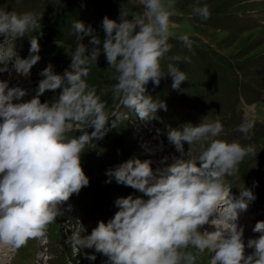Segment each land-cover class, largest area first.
Here are the masks:
<instances>
[{
    "label": "clouds",
    "instance_id": "obj_1",
    "mask_svg": "<svg viewBox=\"0 0 264 264\" xmlns=\"http://www.w3.org/2000/svg\"><path fill=\"white\" fill-rule=\"evenodd\" d=\"M173 3L139 0L141 11L122 10L119 22L105 16L103 40L90 24L74 20L77 43L71 64L60 74L49 63L39 73L43 78L30 101L22 100L28 94L25 88L9 87V81L0 79V242L19 248L65 214L61 204L89 184L81 163L86 146L127 119L121 106L141 119L158 109L167 110L166 102L147 95L145 86L150 80L159 85L163 76L170 75L171 87L180 89L187 80L186 72L176 64H167V74L161 68L162 58L172 48ZM193 14L207 19L209 5L194 6ZM39 17L35 11L18 13L0 7V72L8 71L12 62L17 73L30 75L41 59L38 37L30 38L27 58L17 55L16 40L39 28ZM85 37L90 38L87 44ZM179 39L191 47L188 34ZM102 53L114 69L116 82L98 88L89 83L88 76ZM57 89H62L57 97L41 102V95ZM109 91L113 101H118L111 109L104 99ZM253 127L254 121L245 116L238 130L247 137ZM223 128L221 120L209 116L198 125L187 122L179 128L169 127L168 139L180 152L185 141L191 148L197 141L208 140L209 144L198 156L193 157L190 150L189 159H176L157 170L159 176L151 160L136 157L107 170V183L114 177L148 198H117L118 211L112 218L98 221L90 233L81 224L82 232L72 233L67 243L102 252L110 264H196L198 253L205 249L213 252L210 264H264V221L254 228L259 237L249 239L247 245L244 228L237 222L239 210H246L255 194L243 188L239 198H233L226 179L238 173L245 156L256 155L257 146L215 138ZM74 130L79 134L71 135ZM207 223L216 231L201 232L200 226ZM246 247L255 252L245 255ZM95 252L84 255L94 261Z\"/></svg>",
    "mask_w": 264,
    "mask_h": 264
},
{
    "label": "rangeland",
    "instance_id": "obj_2",
    "mask_svg": "<svg viewBox=\"0 0 264 264\" xmlns=\"http://www.w3.org/2000/svg\"><path fill=\"white\" fill-rule=\"evenodd\" d=\"M203 4H208L210 8L207 19L193 14V7ZM0 7L9 11L14 8L18 13L35 11L40 14V27L16 40V52L21 58L30 55L32 36H51L46 44L40 46L41 59L32 67L30 75L17 73L12 62L5 61L10 66L8 71L0 73V78L7 81L17 79V83L9 82L13 87L27 90L30 96L23 97V101H30L37 94L38 83L43 78L39 73L49 63L60 74L71 64V54L77 43L72 26L74 20L90 24L103 40L102 21L105 16L114 19L117 10L139 12L142 9L139 0H0ZM172 8L175 9V15L170 17L175 22V27L170 28L172 35L169 43L172 48L162 58L161 68L167 74L169 62L179 68L184 66L187 80L181 83L180 89L171 87L173 79L170 75L163 76L159 85L150 80L145 86L146 94L164 100L167 110L158 109L151 117L141 119L133 110L121 106L120 110L128 114L127 119L111 128L103 138H94L82 154L81 163L89 184L82 187L79 193H74L70 201L61 204L65 214L57 216L41 235L28 239L19 248L1 242L0 264H19L23 252L32 255L26 264H110L109 257L102 252H95L93 248L81 250L67 243L72 233L82 232L81 224L90 233L98 221L112 218L118 211L115 205L117 198L128 195L148 198L141 191L118 183L114 177L107 183V170L114 169L129 158L149 159L147 152L157 149L156 143H150L155 140L153 133L158 131L166 141L168 153L185 160L189 159L190 150L193 157L198 156L208 146V140L194 142L192 148L185 141L183 152H180L169 141L167 132L169 127L179 128L187 122L198 125L207 116L221 120L224 125L222 133L215 138L239 140L242 144L257 146L256 155L245 156L239 164L238 173L226 179L232 186L231 192L238 198L243 188L255 194L256 198L248 208L254 205L256 216H261L259 221H264V0H174ZM182 34H188L190 48L179 39ZM89 39L85 37L84 43L87 44ZM2 41L3 37H0ZM174 56L180 59H170ZM113 73L114 69L110 68L102 53L97 64L91 66L88 81L98 88L111 85L116 82L112 79ZM60 91L62 89L46 91L40 97L41 102L52 100ZM104 97L110 109L118 103L113 101L111 91ZM245 116L254 121L247 137L238 130ZM92 130L87 129L89 132ZM78 134L79 130L71 133ZM159 162L153 161L151 167ZM157 170L153 172L159 176L160 171ZM237 222L244 226L242 221ZM199 230L203 232L204 228ZM247 234L252 236L251 239L260 235L253 231L252 226L244 228V240ZM244 242L247 245L248 241ZM253 250L245 249L247 255L253 254ZM85 252H95L96 259L90 261ZM212 255L211 250L205 249L198 253L196 264H210Z\"/></svg>",
    "mask_w": 264,
    "mask_h": 264
},
{
    "label": "bare ground",
    "instance_id": "obj_3",
    "mask_svg": "<svg viewBox=\"0 0 264 264\" xmlns=\"http://www.w3.org/2000/svg\"><path fill=\"white\" fill-rule=\"evenodd\" d=\"M10 65H8V67H9ZM0 73H2V72H0ZM0 79H2L3 80V78H0ZM12 81V83H17V79H11ZM14 81V82H13ZM11 82H9V87H11L13 84H11ZM13 87V86H12ZM29 94H27V96H28ZM30 96V95H29ZM151 145H153L152 143H150ZM149 154H151L152 156H154V155H156V153H155V150H151V152H149ZM171 163V161H169V163H168V165ZM171 165V164H170ZM161 166H163V165H161ZM214 218V217H213ZM211 219V218H210ZM238 220H240L241 221V219L239 218ZM240 224H241V222H239ZM239 224V225H240ZM201 228H204V231H209V232H213V231H216V227L214 226V225H212L211 223H207V224H204V225H202V226H200ZM203 230V229H202ZM1 243V242H0ZM4 244V243H3ZM3 247V246H2ZM6 248V247H5ZM254 251V250H253ZM245 255H247V252L245 251ZM3 257V256H2Z\"/></svg>",
    "mask_w": 264,
    "mask_h": 264
},
{
    "label": "trees",
    "instance_id": "obj_4",
    "mask_svg": "<svg viewBox=\"0 0 264 264\" xmlns=\"http://www.w3.org/2000/svg\"><path fill=\"white\" fill-rule=\"evenodd\" d=\"M120 14H121V11H119V10H117L115 13H114V19L115 20H117L118 22H119V20H120ZM60 20V19H59ZM52 28H54V27H52ZM51 34H52V32H51ZM49 37H51V36H39L38 37V42H39V44H40V46L42 47L43 45H44V43L45 42H47V40H48V38ZM43 44V45H42ZM46 44V43H45ZM181 70H183V71H185V67L183 66V67H181ZM104 99H106L105 97H104ZM263 186H264V183H263ZM73 196H74V193H73ZM104 222H107V221H104Z\"/></svg>",
    "mask_w": 264,
    "mask_h": 264
}]
</instances>
